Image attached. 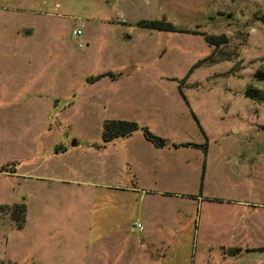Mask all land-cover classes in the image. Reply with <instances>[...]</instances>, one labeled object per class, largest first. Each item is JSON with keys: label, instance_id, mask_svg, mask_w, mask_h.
<instances>
[{"label": "rangeland", "instance_id": "obj_1", "mask_svg": "<svg viewBox=\"0 0 264 264\" xmlns=\"http://www.w3.org/2000/svg\"><path fill=\"white\" fill-rule=\"evenodd\" d=\"M140 19L183 31L141 27ZM201 33L223 38L213 48ZM263 55L264 0H0V264H110L92 240L95 220L112 215L95 212L91 182L170 194L157 219L182 215L174 190L185 189L200 225L215 201L213 182L202 176L206 148L193 154L171 143L213 140L222 141V191L249 186L251 177L259 190L253 232L237 244L227 237L221 245L241 250L225 253L222 264H264V80L253 75ZM106 71L120 77L86 81ZM247 87L257 97L245 96ZM110 119L139 128L103 142ZM141 128L168 143L154 149ZM98 172L104 181L90 178ZM74 188L83 189L81 200ZM21 202L24 221L16 227L12 205ZM136 206L113 216L133 235L142 223ZM227 206L230 229L236 209ZM158 238L126 264L218 261L219 247L207 253L199 236L160 245Z\"/></svg>", "mask_w": 264, "mask_h": 264}, {"label": "crops", "instance_id": "obj_2", "mask_svg": "<svg viewBox=\"0 0 264 264\" xmlns=\"http://www.w3.org/2000/svg\"><path fill=\"white\" fill-rule=\"evenodd\" d=\"M129 71L130 69L126 73ZM116 73L117 72L114 73L115 76L118 74ZM119 77L120 74H118L117 78ZM181 142L187 141H177L174 143ZM153 147L154 149L158 148L154 145ZM173 148L177 149L176 151L182 149V152L188 153L189 151H193V154L197 153L195 152V149H199L198 147L193 146H178ZM189 148L192 150H188ZM158 149H161V147ZM210 149L214 150L213 158L209 155ZM221 155L222 141L213 140L212 142H207L206 151L204 153L205 159L202 176L204 174L206 178L213 182V185L211 186L212 188L209 189L212 193L210 195L212 196L209 197L214 198L215 201H211L213 206L211 205L209 214L206 213L208 218H206V220L200 225H197V221L193 220L196 208L195 203L193 202L194 197H189L190 193H185L187 192L185 189L174 190V193L180 196L179 199L182 201L178 203V206L183 209L182 215L173 220L157 219V206L161 205L164 198H169L170 194L155 187L140 189V193H138V189L135 186H115L114 184L109 185L106 182H91V184L94 185L93 204L95 212L110 209L112 215V218L108 217L103 220L96 219L93 224L95 231L93 233L94 238L92 237V241L97 244L95 250L97 251L98 248H105V254L110 257L109 259L106 258V260L110 264H126V262L132 258L131 252H135L137 248V250H139V248L141 250L146 249V243H152L153 238L158 235L159 238L155 239V242L159 245L163 243L189 242L199 236L200 240L204 243L207 253L214 246L219 247L218 254L216 255L218 261H215V263L222 264V258L224 259L225 257L221 247L237 246L221 245L227 240V237H232V239L229 240H231L233 244H237L235 242L238 238L242 237L243 233H246V235L250 233L251 236L253 232L252 218L253 216L257 217L258 214V206L256 205L255 200L258 199L259 190L256 186H253V178L251 177V183L249 186H244L243 183H241L240 188L235 192L232 190L228 193L223 192L220 164L222 158ZM110 175L113 178V174L111 173ZM104 176L105 174L98 172L96 174H91L90 178H94V180L101 179L104 181ZM111 177L106 173L105 178L107 180ZM152 185L157 186V183L152 182ZM72 191L75 192L77 196H80L81 200L83 189L74 188ZM137 193L139 194L138 198ZM115 202L120 208H116ZM124 204L129 207L130 204H133V206L137 204L135 211L138 217L142 219L140 227L135 228L140 231L139 235L131 234L128 224H126L125 221L122 223V221H115L113 218L115 211H121V208L125 207ZM227 205H231V208L236 209L235 217L233 222H231L230 229H227L225 221L226 209L224 207H230ZM243 224L245 227H243ZM164 236H166L165 241L163 240ZM120 244H122L123 248H121V251H118L116 249L120 248L117 247ZM166 247L168 248L169 246L167 245ZM239 252L237 254H239ZM159 257L160 255L156 254V258L158 259ZM209 258H213V256L207 255V261H209ZM158 260L159 263L163 261V259L160 258ZM207 264H210V262H207Z\"/></svg>", "mask_w": 264, "mask_h": 264}, {"label": "trees", "instance_id": "obj_3", "mask_svg": "<svg viewBox=\"0 0 264 264\" xmlns=\"http://www.w3.org/2000/svg\"><path fill=\"white\" fill-rule=\"evenodd\" d=\"M136 24L141 27L150 28V29H162V30H168V31H183L179 30L177 27H174L169 21H166L164 19L156 20V19H140L136 21ZM195 33V32H194ZM204 40L212 45L214 48L218 43H220V38L223 36H214V35H207L204 33H201ZM199 62H196L195 65H197ZM108 75L110 77H114L115 74L111 71L101 72L97 73L94 76L87 77L86 81L93 82L95 80H98L102 76ZM257 79L264 80V55L261 58V68L256 70L253 74ZM181 93V89H180ZM258 93V89L254 87H247L244 91V95L247 97L256 96L255 94ZM257 97V96H256ZM262 99H264V95L261 96ZM195 118V116H194ZM138 125L131 120H123V119H110L105 120L103 122L102 127V141L107 142L109 140H112L116 137H122L127 136L131 134L132 131L138 129ZM142 134L150 141L155 147H161L165 144L164 138L153 134L152 132L146 130L145 128H141ZM174 147L177 146H193V147H201L202 149L206 148V142L202 143H195V142H181V143H171ZM1 171L6 170L5 165L1 166ZM24 212H25V205L24 202H21L20 204L13 203L12 205V212L11 217L15 221L16 227H20L23 224L24 221ZM222 252L225 254H231L235 255L237 254L241 248L239 246H233V247H221ZM249 249V248H248ZM252 249V248H250ZM258 249H263V247H259Z\"/></svg>", "mask_w": 264, "mask_h": 264}, {"label": "built area", "instance_id": "obj_4", "mask_svg": "<svg viewBox=\"0 0 264 264\" xmlns=\"http://www.w3.org/2000/svg\"><path fill=\"white\" fill-rule=\"evenodd\" d=\"M71 33H72V35L77 37L81 34V29L80 28H74V29H72ZM136 226L140 227V224L137 223Z\"/></svg>", "mask_w": 264, "mask_h": 264}, {"label": "water", "instance_id": "obj_5", "mask_svg": "<svg viewBox=\"0 0 264 264\" xmlns=\"http://www.w3.org/2000/svg\"><path fill=\"white\" fill-rule=\"evenodd\" d=\"M128 70H129V69H125V70L123 71V73H126ZM165 142L167 143L168 141L166 140ZM71 144H74V140L72 141Z\"/></svg>", "mask_w": 264, "mask_h": 264}]
</instances>
